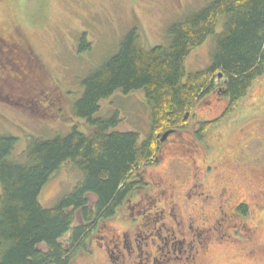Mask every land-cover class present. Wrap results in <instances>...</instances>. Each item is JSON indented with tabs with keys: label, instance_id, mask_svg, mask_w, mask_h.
Returning a JSON list of instances; mask_svg holds the SVG:
<instances>
[{
	"label": "rangeland",
	"instance_id": "rangeland-1",
	"mask_svg": "<svg viewBox=\"0 0 264 264\" xmlns=\"http://www.w3.org/2000/svg\"><path fill=\"white\" fill-rule=\"evenodd\" d=\"M212 1L0 0V136L17 138L11 157L24 161L23 153L32 139L64 136L74 127L89 134L86 122L75 115L76 104L84 94V79L118 52L121 42L133 29L139 30V44L143 48L167 47L168 28ZM223 28L222 19L216 33H221ZM83 36L90 50L80 53L78 46ZM214 40V36L208 38L191 52L185 62L188 73L204 70L211 64ZM224 106V102L216 103L215 96L206 97L195 108L194 119L217 118ZM116 112L121 120L117 131L139 132L141 138L149 134L150 111L142 92L129 95L117 92L101 101L96 118H111ZM195 130L196 125L189 123L178 138L175 136L182 142L180 151L186 153L189 147L197 150L192 158L203 171L206 156L215 162L201 182L213 193L227 187L232 200L224 197L220 202L216 194L210 200L187 201L184 194L193 183L189 175L192 170L187 171L189 164L183 169L170 154L160 165L142 169L147 180L159 174L167 183L174 184L177 211L186 222L192 217L197 231L204 226L211 229L223 217L219 213L220 205L228 215L221 222L224 227L220 234L212 233L213 229L202 233L212 243L205 256L198 246L200 233L195 232V236L187 227L181 228L187 245L197 237L195 245L200 253L193 262L176 264H264V77L253 84L236 111L213 125L203 140L195 136ZM184 140L197 147L185 146ZM170 144L167 142L165 148ZM81 180V172L70 163L64 164L43 188L41 204L46 208L55 206ZM170 201L167 199L166 203ZM242 201L249 204L250 213L235 217V206ZM107 224L118 225L119 229L123 225L119 219ZM256 227L257 231L252 233L250 228ZM108 228L106 225L104 230ZM237 229L244 238L235 235ZM166 235L164 232L163 236ZM63 242L66 244V237ZM91 254V250L79 254L75 260L84 258L80 264H85ZM100 264H104L103 260Z\"/></svg>",
	"mask_w": 264,
	"mask_h": 264
},
{
	"label": "trees",
	"instance_id": "trees-1",
	"mask_svg": "<svg viewBox=\"0 0 264 264\" xmlns=\"http://www.w3.org/2000/svg\"><path fill=\"white\" fill-rule=\"evenodd\" d=\"M222 19L224 28L217 34ZM138 31L128 33L118 52L83 81L75 115L86 122L89 134L74 127L64 136L32 139L22 162L11 157L17 138L0 136V264H69L134 189L136 174L157 163L163 134L187 127L195 108L215 91L220 75L230 100L224 117L264 75V0H214L172 24L167 47L143 48ZM212 36L211 64L188 73L186 59ZM79 46L80 53L90 50L85 36ZM117 92L144 94L150 111L145 138L139 132L117 131L118 112L96 118L100 102ZM218 122L204 123L202 131ZM66 163L82 173V180L46 208L41 192Z\"/></svg>",
	"mask_w": 264,
	"mask_h": 264
},
{
	"label": "flooded vegetation",
	"instance_id": "flooded-vegetation-1",
	"mask_svg": "<svg viewBox=\"0 0 264 264\" xmlns=\"http://www.w3.org/2000/svg\"><path fill=\"white\" fill-rule=\"evenodd\" d=\"M8 38L10 40V37ZM11 41L13 42V40ZM10 45H13V43ZM263 77L264 75L258 77L253 84ZM226 83L227 81L224 76L218 77L216 80L217 86L215 91L206 96H215L216 103H219L220 101L224 102L225 106L219 114V117L212 120H195L194 118L196 117V114L193 112L194 118L188 122L186 128L172 130V133L165 141H162L161 138V143L157 152V163L154 166H148L156 167L160 165V162L162 160L165 161V157L167 155L169 156V154L173 156L179 165H182L183 169L189 164L186 168L187 171L192 170V173L189 175L191 176L193 183L184 194L187 201L192 199H198L201 201L210 200L214 199L216 194L217 199L220 202L224 197L232 200V194L227 187L223 186L221 191L213 193L206 185L204 186L203 182H201V180L204 179V176L207 175L206 172L214 168L213 166H215V162H211L209 157L206 156L204 164L207 165L205 171H203L201 167L197 166L196 161L192 158L194 157V154L198 153V151L192 150L189 147L190 150L187 149L186 153H182L180 151L181 147L179 146L182 145V142L175 139L176 137L178 138L180 132L185 131V129L188 128L189 123H193L196 125V130L194 131V134H196L195 136H197L199 140H203L202 138L206 133L202 131V125L204 123L217 120L220 122L224 118H227L224 116L229 108L230 100L224 95V86ZM167 142L171 144L165 148ZM184 143L185 146L186 144L187 146L189 144L192 148L197 147L187 140H184ZM190 166H192V168ZM148 167H144V169ZM197 174H200V178H198L199 180L196 177ZM133 182L136 183V186L131 192L126 194L123 202L116 208L115 214L112 217L102 220L98 224L96 229L87 237L85 242L86 246L79 250L78 254L69 264H74L73 262L75 261H77L75 264H80L81 259V263L84 262V258L79 260L75 259L79 254L89 253L90 250L92 251L91 257L89 262L85 264H100L102 260L104 264H176L181 263L182 261H187L189 263L196 258V254L200 253V251H197V246L195 245L197 237H194L196 238L194 240L192 238L191 242L187 245L186 238H184L183 235L185 227H187L186 229L192 234H195V232L196 234L200 233L198 235V246L204 256L207 254L212 243L208 237L204 238V234L202 233H209L210 230L213 229L212 233L220 234L224 227L221 222L228 216L222 209L221 205L219 213L223 215V217L220 216L217 219L216 224L211 226V229L204 226L197 231L193 225L194 221L192 217L188 218L186 222V220L179 215L177 211L178 204L174 200L175 187L173 183H167V181L161 178L159 174H157L156 178L151 176V178H148L147 180L143 170L136 174V178ZM143 199L145 200L144 202H142ZM148 199H150V201H147ZM167 199H172V201L166 203ZM154 209H156L155 212H148L149 210L151 211ZM234 211L235 217L248 216L250 213L249 204L242 201L235 206ZM241 211H245L246 213L243 214ZM120 214L121 216L119 217ZM117 219L122 221L123 225H121V229L117 228L118 225L107 224V222L112 220L115 221ZM202 224L206 225L204 221H202ZM106 225L109 227L108 231L104 230ZM168 225H170V227H168ZM216 225L218 226L214 227ZM181 228H183L182 231ZM216 228H218V230L220 229V231L214 232V229ZM250 230L252 233H255L257 227L250 228ZM164 232L167 233L166 237L163 236ZM234 233L243 238L245 237L239 229L234 231ZM196 234L195 236H197ZM179 237L182 239H179Z\"/></svg>",
	"mask_w": 264,
	"mask_h": 264
},
{
	"label": "water",
	"instance_id": "water-1",
	"mask_svg": "<svg viewBox=\"0 0 264 264\" xmlns=\"http://www.w3.org/2000/svg\"><path fill=\"white\" fill-rule=\"evenodd\" d=\"M219 77H221V75ZM171 133L172 132L170 131V132H166L165 134H163L162 141H165L170 136Z\"/></svg>",
	"mask_w": 264,
	"mask_h": 264
}]
</instances>
